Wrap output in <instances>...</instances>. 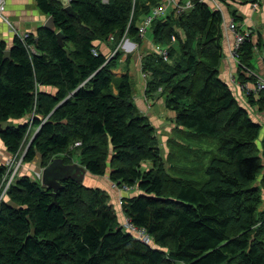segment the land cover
I'll return each instance as SVG.
<instances>
[{
    "label": "trees",
    "instance_id": "obj_1",
    "mask_svg": "<svg viewBox=\"0 0 264 264\" xmlns=\"http://www.w3.org/2000/svg\"><path fill=\"white\" fill-rule=\"evenodd\" d=\"M160 1L71 0L77 20L58 0H36L63 32L68 54L56 32L42 27L23 41L15 36L9 58L0 42V141L7 153L19 155L25 146L22 161L39 156L43 168L77 155L91 175L130 188L122 214L151 244L118 222L104 190L67 180L52 197L23 175L0 202V264H264V91L247 93L242 107L220 79L221 13L191 0L183 14H167L150 27L154 45L169 47L167 61L153 50L140 60L146 95L162 90L175 115L166 162L154 127L133 103L131 77L113 73L120 54L109 59L97 47L114 46L125 33L141 46V17ZM253 49L249 37L237 51L240 85L256 83L246 73H253ZM180 132L217 140L204 183L171 172L202 164L179 144ZM174 150L180 155L173 157ZM5 174L0 164V189Z\"/></svg>",
    "mask_w": 264,
    "mask_h": 264
},
{
    "label": "crops",
    "instance_id": "obj_2",
    "mask_svg": "<svg viewBox=\"0 0 264 264\" xmlns=\"http://www.w3.org/2000/svg\"><path fill=\"white\" fill-rule=\"evenodd\" d=\"M180 3H186L191 0H175ZM199 2L207 4L210 9L213 11H219L222 15L223 24H222V40H221V47H222V59L220 61L219 66V77L220 79L225 82L232 93L237 95L240 100H237L242 107H246V95L244 91L240 88V83L238 80L239 75V66L237 62L231 56V51L234 43V37L228 30V26L230 22L235 18L240 25V28L243 31H246L250 35V42L254 45L253 55L250 60L251 68L253 73L259 77L261 80H264V0H198ZM257 3V8H252V4ZM4 17L7 19L8 23L0 19V42H5L7 44L8 50L12 45V41L14 37L17 36H25L28 34H36L38 28H41L43 23L47 20L48 16L43 14L37 4L36 0H7L6 2V10L4 13ZM132 44H137L134 40L127 37ZM152 33H150L149 38H144L142 45L144 48L151 49V47L155 44L153 42ZM113 43H97L98 49L104 54L108 55L111 53L112 49L115 47L112 46ZM138 45V44H137ZM142 48L139 47L138 50ZM137 52H132L130 56H132ZM152 51V50H151ZM138 60V68L137 71L134 69L135 76L138 74L139 78L133 79L135 80V87H140L139 90L134 89L135 93L133 96V103L138 111V114L144 118H146L150 124L154 127V124L157 125L158 118L154 116L153 112L158 110L161 115L166 116V112L168 111L163 103H155L151 102L146 95H144L145 90V80L141 77L140 72V56L144 54H136ZM134 56V55H133ZM135 58V61H137ZM137 63V62H136ZM132 64L129 68H118L113 73L116 76L124 75L128 72V75L132 78L133 77V70ZM252 83H248L251 87ZM42 91L47 93L54 94L55 89L53 88H42ZM156 104V105H155ZM155 109V110H154ZM170 116L172 125H174L175 115L174 113ZM261 122L264 124V119H260ZM264 130V128H263ZM155 134L158 140L161 137L157 134L155 129ZM174 136V135H173ZM175 140V138H174ZM3 153V154H1ZM8 153L5 151V147L3 143L0 141V164L3 162V159L8 157ZM37 158V157H36ZM71 163H79L78 158ZM66 164V163H65ZM70 164V163H69ZM88 174L86 176V186L100 188L106 192V190L112 191L114 194H117L115 190L121 191L114 188L113 184L109 181L108 176L105 177L106 183L96 181L92 178H89ZM93 176V175H92ZM97 177V176H95ZM104 177V176H103ZM41 178H42V171H41ZM41 182V181H40ZM91 184V185H89ZM94 184V185H93ZM123 195V194H122ZM121 197H126L122 196ZM120 196H118L119 198ZM123 215V214H122ZM124 216V215H123ZM122 225V224H121Z\"/></svg>",
    "mask_w": 264,
    "mask_h": 264
},
{
    "label": "rangeland",
    "instance_id": "obj_3",
    "mask_svg": "<svg viewBox=\"0 0 264 264\" xmlns=\"http://www.w3.org/2000/svg\"><path fill=\"white\" fill-rule=\"evenodd\" d=\"M178 32H180L179 35L182 34L181 30H178ZM150 33H151V31H150V29H148L144 38H149L150 37ZM20 37H22V36H20ZM126 44H128L127 45L128 49L132 48V45H133L132 43H130L128 41ZM141 46H142V48H140L138 50V45H137V49L134 52H137V50H138V53L133 54L134 56L133 55L130 56L128 58L129 59L128 61L127 60L126 61H120V63L118 64V66H117V68L115 70H117L118 68H123V67L129 68L131 66V64H132V68L131 69L132 70L134 69L135 71H137L138 60H137V55L136 54H142V52L144 50L145 51H151L152 47H153L152 46L151 49L150 48L147 49V48H144L143 45H141ZM139 47H140V45H139ZM176 52H177L176 54H178L180 56V50H177ZM135 58H136L137 61H135ZM134 70H133V77L134 78H132V81H133L134 89L136 91V90H139L140 87H138V86L135 87V82H134L135 80H133V79H135V77H136V79H138L139 75L137 74L135 76ZM144 95H146L145 92H144ZM146 96H147V98L151 99L150 100L151 102H155V103L161 102V104L163 103L164 107L166 108L165 94H164V92L162 90H157V91L152 92L150 94L147 93ZM234 96H235L236 100H240L237 95H234ZM167 112L171 113V111H169V110ZM167 112H166V116L165 115L164 116L161 115V113H159L158 110H155V112H153L154 116H156L158 118V122H159L157 125L154 124V126H156L155 129L157 131V134L161 137V139L159 140L160 141V148H161V153H162V156H163V160L165 162L167 161L168 152L170 151L169 140H172L175 137V135L173 136V134H174L173 133V129H174L175 126L172 125V121H171V118H170V116L173 115V114L169 115V114H167ZM29 116L30 115L25 116V118L23 120L14 121L13 123H21V122L27 121ZM29 131H30V134H32L34 131H36V128L30 127ZM263 133H264V130L262 129L261 134H260V138L262 137ZM176 136H177V133H176ZM178 137L180 139L179 144L182 145L185 149L189 150L188 152L192 151L191 155H192V157L195 160V164H196V162H199V161H201L202 164L200 165V167H194V170H193V168L190 169V167H187V168L183 169V168H181L179 166V167L176 168V170H172L171 171L172 174H174V175L179 174V175H183V177H190L193 181L199 180L200 182H194L193 183V184H196V185L204 183L205 180H206L205 170H206L208 164L210 163V161L217 155L218 143H217L216 138L211 137V136H207V135L185 134V133H182V132L179 133ZM28 139H29V137L27 138V140ZM24 149H25V146H23V148L21 149V152L19 153V155H17L16 161H15L16 165L21 167L20 170H19L18 176L27 175L29 177H32L35 172H37L38 170L40 171L41 169H43V167L41 166V158L39 156H37V158L33 162H31L29 164L23 162L22 160H23V155H24ZM5 151H6V149H5ZM6 153H7V151H6ZM178 153L180 155V151L174 150V151H172V156L176 157ZM1 154H3V153H1ZM181 154L185 156V154L183 152ZM77 157H78L77 155L72 156L71 162H73L74 160H77ZM4 160H6V159H3V161ZM188 160H191V159L188 158ZM169 163L171 165H174V163H171V162H169ZM190 165H192V164H188V166H190ZM197 165H199V164H197ZM166 169L169 170V165H166ZM183 171H187V172H183ZM105 177H107V176L95 177V176H92L91 174L89 175V178H92V179H94L96 181L103 182L104 184L107 182ZM89 185H91V184H89ZM113 187L116 188L114 185H113ZM108 189L111 190V188H108ZM116 189H118V188H116ZM110 190H106V192L110 196L111 204H112V206L115 209V212H116V215H117V218H118V222L120 224L124 225V224H126L127 220H126V217L122 215L120 201L123 199V197H121V195L123 194L122 196H125V195L126 196H129V195L131 196L133 193L132 192L129 193V192H126V191H121L120 193H118L119 191L115 190L117 194H114L112 191L110 192ZM118 196H120V197L118 198Z\"/></svg>",
    "mask_w": 264,
    "mask_h": 264
},
{
    "label": "built area",
    "instance_id": "obj_4",
    "mask_svg": "<svg viewBox=\"0 0 264 264\" xmlns=\"http://www.w3.org/2000/svg\"><path fill=\"white\" fill-rule=\"evenodd\" d=\"M58 1H60V3L63 5V7H65V6L70 4L71 0H58ZM106 1L107 0H102V2H106ZM6 2H7V0H0V19L8 23L7 19L4 17V13L6 10ZM132 3L134 6L135 0H132ZM147 4H149V3H147ZM190 8H192V3L190 1H188L186 3H180V2H177L175 0H161L157 5L152 6L150 8V12L147 15L141 17L140 23L137 27V32H138L139 37L141 39H144V37L147 33V30L150 29L152 22L154 20L164 18L169 13H173L174 16H179V15L183 14L184 12H186L187 10H189ZM252 8H254V9L257 8V3H253ZM132 15H133V10H132L131 16ZM228 30L230 31V33L234 37V43H233V47H232V51H231V56L233 57V59L237 62L238 66H239L238 52L237 51L239 49V46L247 38H249L250 35L248 32L243 31L240 28V25L234 20H232L230 22V24L228 26ZM26 37H27V35L22 36L20 38L22 40H24ZM127 37L128 36L125 33L124 36L122 37V39L115 45L114 50L110 53L109 59H111L116 54H120V61H126L128 59V56H130V54H132V52H134L137 49V44H133L132 48L128 49V47H127L128 44H126V43L129 41V39ZM108 40L110 42L114 41L112 36H110L108 38ZM173 41H174V39L172 38V42ZM168 49H169L168 46L153 45V47H152L153 52L158 54L160 57H162L164 61H167ZM31 51H32V49H31ZM93 54L96 55L95 50L93 51ZM141 58H142V56H140L139 60H141ZM140 72H141L142 79L146 80L147 79L146 73L142 72L141 70H140ZM246 73L248 76H252V75L255 76L254 73H252V72L247 71ZM255 78H256V83L251 84V87L248 85L249 82L245 83L244 85H240V88L242 89V91H244L245 95H247V93H249V92L256 93L259 91H264V80H261L259 77H256V76H255ZM75 145H78V144H75ZM9 157H7L6 160H4L1 163V165H3L6 169V174L3 178V182L1 185V189H0V202L3 199H5V196L7 194V191L9 189L11 183L18 176L19 170L21 168V167L17 166L15 163L17 154L16 155H9ZM41 171H42V169L40 171L38 170L37 172H35L33 174L32 178L34 180L40 182L41 181ZM118 189L120 191L130 192V188H128L126 186H123V187L118 188ZM120 205H121V201H120ZM126 220H127L126 224L122 225L125 228V230L134 234L142 243L150 245L151 240L148 237V235L145 234L144 230L134 228L128 222V219H126Z\"/></svg>",
    "mask_w": 264,
    "mask_h": 264
},
{
    "label": "water",
    "instance_id": "obj_5",
    "mask_svg": "<svg viewBox=\"0 0 264 264\" xmlns=\"http://www.w3.org/2000/svg\"><path fill=\"white\" fill-rule=\"evenodd\" d=\"M64 11L68 13L70 16L75 17L79 20V17L73 12L71 5H67L64 7ZM42 28L48 29L51 32H56V39L58 45L63 47V50L68 54V48L64 47L63 40L64 35L62 31H56V27L54 25V20L51 16L47 18V20L43 23ZM5 57H10V51H5ZM2 130V126L0 125V131ZM36 134V132H35ZM35 134H33L31 140L28 143V146L31 144ZM90 174L86 170V168L79 163H70L65 164L63 159L55 158L53 159L45 168L42 169V178H41V186L50 190L52 197H54L59 189L62 188L61 183L67 180H71L79 185L86 186V176ZM86 184V185H85Z\"/></svg>",
    "mask_w": 264,
    "mask_h": 264
},
{
    "label": "bare ground",
    "instance_id": "obj_6",
    "mask_svg": "<svg viewBox=\"0 0 264 264\" xmlns=\"http://www.w3.org/2000/svg\"><path fill=\"white\" fill-rule=\"evenodd\" d=\"M23 41V40H22ZM168 53V52H167Z\"/></svg>",
    "mask_w": 264,
    "mask_h": 264
}]
</instances>
